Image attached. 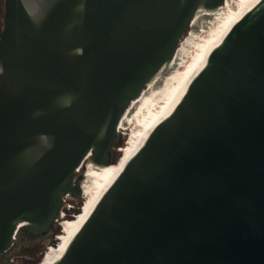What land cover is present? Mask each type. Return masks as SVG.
Returning a JSON list of instances; mask_svg holds the SVG:
<instances>
[{
  "label": "water",
  "instance_id": "obj_1",
  "mask_svg": "<svg viewBox=\"0 0 264 264\" xmlns=\"http://www.w3.org/2000/svg\"><path fill=\"white\" fill-rule=\"evenodd\" d=\"M0 257L111 165L124 116L226 0H5ZM54 264H264V0L214 46Z\"/></svg>",
  "mask_w": 264,
  "mask_h": 264
},
{
  "label": "bare ground",
  "instance_id": "obj_2",
  "mask_svg": "<svg viewBox=\"0 0 264 264\" xmlns=\"http://www.w3.org/2000/svg\"><path fill=\"white\" fill-rule=\"evenodd\" d=\"M254 1L226 0L225 5L227 10L225 13L223 12V7L212 14H204L200 19L196 20L192 28H198V32L199 30L206 29L207 33L205 36L197 38L198 40L193 43L195 50L188 54V60L187 58L185 59L187 60V64L184 70L176 71L175 66L178 64L177 61H180L182 53L185 52L187 44H191L192 37L195 35L194 33L191 37H188L187 43H183V48L178 50L171 70L156 78L148 86V90L143 92L141 97L132 104L131 110L124 116L120 129L124 130L133 119L137 121L138 128L130 129V138L128 137L129 140H127L125 147L122 149V158L116 164L107 167L95 168L89 166L90 164L88 165V172L82 183L83 196L87 195L88 202L80 216L71 220H63V224L61 223L62 234L58 236V244L48 248L39 264L55 263L67 244L81 229L98 201L141 148L149 133L162 123L176 105L214 46L218 44L240 18L243 10ZM231 3H233L235 9L230 8ZM162 91L163 94L155 100L156 102L153 101L155 95Z\"/></svg>",
  "mask_w": 264,
  "mask_h": 264
},
{
  "label": "rangeland",
  "instance_id": "obj_3",
  "mask_svg": "<svg viewBox=\"0 0 264 264\" xmlns=\"http://www.w3.org/2000/svg\"><path fill=\"white\" fill-rule=\"evenodd\" d=\"M231 4H230V8L235 9V6L233 5V3ZM223 7H224L223 12L225 13L227 10L226 5H224ZM212 26H215V25H212ZM197 30L198 28H195V29L191 28L188 31V33L185 35V37L183 38L182 42L180 43L179 49H182L184 45L183 43H187L189 39L188 37H191L193 33L195 34L192 37L191 44H187L188 46L185 52L182 53L181 55L182 58L180 57V61L179 60L177 61L178 64L175 66L176 71L184 70V67L187 64L188 54L192 53L195 50V48L193 47V43H195V41L198 40L197 38H201L205 36L207 33L206 29L199 30V32ZM186 58L187 60H185ZM148 88L149 87H146L144 92L147 91ZM162 94H163V91L160 93H157L153 101L157 100ZM129 124L127 125L128 128L125 127L126 130L120 129V132L115 141V145L111 149V158H112L111 165L116 164L122 158V149L125 147L127 140H129L130 138V134H129L130 129L133 130V128L134 129L138 128V123L135 119H133ZM86 166H87L86 170L88 172V164H86ZM86 197L87 195L79 197V198L73 197V196L67 197L63 205V208H62L65 216L64 218H60V217L58 218V221L55 223V226H56L55 230L51 232L50 234H48L45 238L41 240H37L36 242L29 243L28 241L27 242L21 241L15 244V246L11 248V250L8 251L7 254L3 255V257L0 260V264H25L27 260L35 261L37 264H39L43 255L48 250V248L51 246H56L58 244V236L62 234L61 225L64 222L63 220H71V219H74L75 217H78L76 215H79L83 211L85 205L88 202V199ZM69 205L73 207L71 210H68Z\"/></svg>",
  "mask_w": 264,
  "mask_h": 264
},
{
  "label": "trees",
  "instance_id": "obj_4",
  "mask_svg": "<svg viewBox=\"0 0 264 264\" xmlns=\"http://www.w3.org/2000/svg\"><path fill=\"white\" fill-rule=\"evenodd\" d=\"M114 145H115V142H114L113 146ZM81 214H82V212L79 215H76V216H80ZM55 227L56 226H54V228L52 230H50L49 232H47L46 234H44L42 236H39V237H32V236L27 235L25 232L22 231V232H20L18 234V236H17V238H16V240L13 243V245H12L11 248H13L15 246V244H17V243H19L21 241H26V242L28 241L29 243H31V242H36L37 240H41V239L45 238L48 234H50L51 232H53L55 230ZM11 248L8 251H10ZM7 252L5 254H7ZM2 257H3V255L0 257V260H1ZM25 264H37V263L35 261L27 260L25 262Z\"/></svg>",
  "mask_w": 264,
  "mask_h": 264
},
{
  "label": "flooded vegetation",
  "instance_id": "obj_5",
  "mask_svg": "<svg viewBox=\"0 0 264 264\" xmlns=\"http://www.w3.org/2000/svg\"><path fill=\"white\" fill-rule=\"evenodd\" d=\"M5 20H6V3L5 0H0V42L2 40L5 30ZM0 70H1V66H0Z\"/></svg>",
  "mask_w": 264,
  "mask_h": 264
},
{
  "label": "built area",
  "instance_id": "obj_6",
  "mask_svg": "<svg viewBox=\"0 0 264 264\" xmlns=\"http://www.w3.org/2000/svg\"><path fill=\"white\" fill-rule=\"evenodd\" d=\"M66 201V200H65ZM65 203V202H64ZM73 207L71 206V205H69V207H68V210H71ZM62 212H60V218H64V216H65V214H64V212H63V209L61 210Z\"/></svg>",
  "mask_w": 264,
  "mask_h": 264
}]
</instances>
